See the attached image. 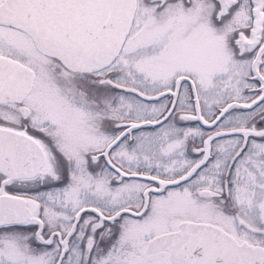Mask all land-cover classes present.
<instances>
[{
	"label": "snow or ice",
	"instance_id": "obj_1",
	"mask_svg": "<svg viewBox=\"0 0 264 264\" xmlns=\"http://www.w3.org/2000/svg\"><path fill=\"white\" fill-rule=\"evenodd\" d=\"M0 264H264V0H0Z\"/></svg>",
	"mask_w": 264,
	"mask_h": 264
}]
</instances>
